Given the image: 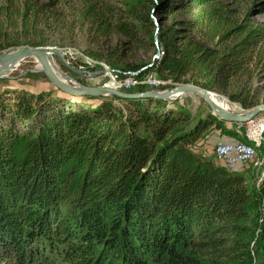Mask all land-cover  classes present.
Wrapping results in <instances>:
<instances>
[{"label":"trees","instance_id":"trees-1","mask_svg":"<svg viewBox=\"0 0 264 264\" xmlns=\"http://www.w3.org/2000/svg\"><path fill=\"white\" fill-rule=\"evenodd\" d=\"M218 1L0 0V53L78 27L105 41L89 54L121 78L231 92L251 111L264 25L230 24ZM253 6L264 15V0ZM140 51L153 61L127 62ZM225 125L155 99L0 90V264H264V177L257 186L198 149L213 130L246 141V124Z\"/></svg>","mask_w":264,"mask_h":264},{"label":"rangeland","instance_id":"rangeland-1","mask_svg":"<svg viewBox=\"0 0 264 264\" xmlns=\"http://www.w3.org/2000/svg\"><path fill=\"white\" fill-rule=\"evenodd\" d=\"M218 2L226 6L227 10L230 12L228 14V17H229L228 22L230 24L240 25L245 20H247V22L264 25V15L260 14V10L258 8H254L253 6L254 0H219ZM250 9L252 10V13L250 15H247V12ZM201 10L202 9L198 10L195 13V15H193V17L176 16L175 19L177 21L195 19L200 15ZM57 11H59L60 13H63L64 17L73 15V10H71L70 7L59 9ZM197 34L199 36L198 39L202 41L201 35H199V33ZM17 36L18 34H16L14 37H17ZM36 40H41L46 43L44 47H38V48H52V49H58L61 51L77 50L80 52H84L86 54H89L90 52L99 53L103 50H106V48L104 47L105 41L95 42L94 37L88 35L87 33H84L78 27L71 29V30H66V31L45 29L44 31H42L40 35L37 36ZM22 48L37 49L31 46H23L21 48H12V49L3 51L0 54L8 53L10 51L18 50ZM152 56L153 54L146 53L144 51L133 52L129 55L127 62H133V63L137 61L152 62L153 61ZM98 60L106 63L109 66L110 70H113L112 67L105 60H101V59H98ZM55 62L57 66L61 68L62 71L73 76L60 65V63L58 62L56 58H55ZM7 76L8 77L6 79L0 80V90L27 91L33 94H40L42 92H53L56 95H62L56 89H54V86L51 84L50 80L41 71V66L39 65L38 61L34 58L27 59L15 71L8 73ZM76 78L81 79L77 76ZM85 82H86V86H90V87H100L101 86L102 87L104 84L108 82V77L102 76V77H99L93 80H87ZM254 83L264 85V78L262 77L257 78L255 79ZM190 86H193V85H190ZM215 94H218L224 97L228 101V105H229L228 108L231 112L239 114L242 111H244L239 103L234 102L232 100L233 94L231 92H229L226 95H223L220 93H215ZM259 94H260L261 100L263 101L260 106H264V92L261 91V93ZM104 98H109V97H104ZM170 106H172V108H181V109L188 111L194 118L195 122L201 118H206L208 115H213L207 102L201 96L197 94H193V93L184 95L178 100L170 102ZM261 116H264V114L260 115L258 118H260ZM249 125L250 123L246 124L245 127H243V129L247 128ZM225 126L228 129H236L233 126V124L229 122H226ZM240 126H243V124ZM223 137L224 135L220 131L213 130L209 132V134L206 137H204V139L200 142V145H198V149H200L201 151H205L209 155L213 156V151L215 147L219 145L220 139ZM204 147H206L205 150L203 149ZM260 152L264 154V147L260 149ZM239 164L240 165L238 164L237 165L242 170V173L246 174L249 182L256 184L258 186L259 185L258 170L254 168L253 165L245 166V165H242L240 162Z\"/></svg>","mask_w":264,"mask_h":264},{"label":"water","instance_id":"water-1","mask_svg":"<svg viewBox=\"0 0 264 264\" xmlns=\"http://www.w3.org/2000/svg\"><path fill=\"white\" fill-rule=\"evenodd\" d=\"M157 39V37H156ZM34 58L41 66V71L47 76L51 84L59 93L68 100H73L79 97H116L124 100L129 99H155L166 102L176 101L184 95L193 93L201 96L209 105L213 115L220 120L232 124H248L256 120L260 115L264 114V106L252 109L246 115L241 113L236 114L227 109L221 108L210 101L211 92L205 91L196 86L179 85L171 90L161 93L158 91H147L145 93H125L106 87H90L79 83L74 77L81 79H96L106 75L105 71L96 73L85 72L68 64L64 52L52 48H22L13 50L8 53L0 54V80L6 79L8 73L15 71L27 59ZM55 58L60 65L70 74L61 70L55 62ZM159 59V54L155 57Z\"/></svg>","mask_w":264,"mask_h":264},{"label":"built area","instance_id":"built-area-1","mask_svg":"<svg viewBox=\"0 0 264 264\" xmlns=\"http://www.w3.org/2000/svg\"><path fill=\"white\" fill-rule=\"evenodd\" d=\"M63 52L68 64L75 68L90 73L105 71L106 75L104 77H108V82L102 87L125 93L139 88L165 93L176 87L170 80L162 79L156 73H150L141 78L135 74H131L130 77L121 78L114 70H110L106 63L99 61L90 54L77 50H66ZM81 80L87 81L92 79ZM248 112L244 110L241 114L246 115ZM243 135L246 139L245 142L235 141L232 144L217 145L213 151L214 160L223 163L229 157H234L242 165H253L258 170L260 179H262L264 177V154L260 152V149L264 147V116H261L256 121L251 122L247 128H244Z\"/></svg>","mask_w":264,"mask_h":264},{"label":"crops","instance_id":"crops-1","mask_svg":"<svg viewBox=\"0 0 264 264\" xmlns=\"http://www.w3.org/2000/svg\"><path fill=\"white\" fill-rule=\"evenodd\" d=\"M236 140L227 136H224L223 138L220 139V143L219 144H232L233 142H235ZM211 142V140H210ZM209 142V144H210ZM208 148V146H207ZM204 150L206 149V147L203 148ZM217 165L219 166H223L225 168H227L230 171H234V172H242V170L240 169V167L238 165L239 162L237 160L234 159V157H229L226 162L221 163V162H216ZM238 164V165H237Z\"/></svg>","mask_w":264,"mask_h":264},{"label":"bare ground","instance_id":"bare-ground-1","mask_svg":"<svg viewBox=\"0 0 264 264\" xmlns=\"http://www.w3.org/2000/svg\"><path fill=\"white\" fill-rule=\"evenodd\" d=\"M210 101L212 103L216 104L217 106L221 107V108L229 110L228 101L224 97H222V96H220L218 94L212 93Z\"/></svg>","mask_w":264,"mask_h":264}]
</instances>
